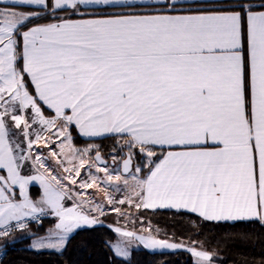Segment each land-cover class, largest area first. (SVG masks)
Returning <instances> with one entry per match:
<instances>
[{
	"label": "snow or ice",
	"instance_id": "6c2138e0",
	"mask_svg": "<svg viewBox=\"0 0 264 264\" xmlns=\"http://www.w3.org/2000/svg\"><path fill=\"white\" fill-rule=\"evenodd\" d=\"M72 126L85 137L116 138L128 149L124 173L137 152L148 162L143 178L141 167L130 182L105 166L96 168L102 181L90 174L91 183L79 185L96 186L108 204L264 225V3L0 0V247L15 242V229L28 230L27 218L56 219L32 240L37 251H62L77 230L103 223L93 215L105 214L101 203L85 211L92 201L81 198L66 207L71 189L32 152L52 135L63 137L79 159L64 169L75 185L73 171L79 177L85 165L103 161L96 145L71 148ZM29 161L38 174H25ZM34 181L43 188L39 200L28 193ZM120 182L130 194L118 201L100 188L120 191ZM113 231L121 238L109 244L117 256L128 258L138 242L162 254L185 248L195 264H214L215 252L159 238L161 229L151 225L141 229L147 235Z\"/></svg>",
	"mask_w": 264,
	"mask_h": 264
},
{
	"label": "trees",
	"instance_id": "16d2710c",
	"mask_svg": "<svg viewBox=\"0 0 264 264\" xmlns=\"http://www.w3.org/2000/svg\"><path fill=\"white\" fill-rule=\"evenodd\" d=\"M261 3L254 2V5L258 8ZM70 132L78 145L99 143L102 146L99 150L108 155L114 150L118 154L122 151L114 137L84 140L74 130ZM30 193L33 198H39L41 188L31 185ZM137 215L143 223L161 229V238L189 245L195 241L196 247L215 252L214 264H264V225L257 221H203L193 213L166 209H140ZM47 221L37 226L38 233L49 228ZM115 240L117 234L106 223L77 230L66 248L59 252L47 249L37 251L29 247L30 239L27 237L6 247L0 264H195L194 257L185 249L162 254L140 247L132 250L130 258L123 259L109 247Z\"/></svg>",
	"mask_w": 264,
	"mask_h": 264
},
{
	"label": "rangeland",
	"instance_id": "374dc122",
	"mask_svg": "<svg viewBox=\"0 0 264 264\" xmlns=\"http://www.w3.org/2000/svg\"><path fill=\"white\" fill-rule=\"evenodd\" d=\"M35 127H38V126H34V128ZM13 131H15V130L13 129ZM52 132L55 133L56 129H53ZM69 132H70V129H69ZM70 134H71V132H70ZM44 135L48 136V133H44ZM71 137H72V135H71ZM51 141L52 142H50L47 147H45L43 143H41L39 146L34 145L33 149H32L33 155L34 156L40 155L41 159L44 160L45 166L48 169V171L52 175L56 176L58 179H61L62 182L65 185H67L68 188L71 189V192L69 194L76 200L77 203L79 202V200L81 198L92 201V205H88L85 207L86 211H88L89 207L94 206V204L101 203L104 205L105 214L101 216L98 212L93 213V215H95L100 221L110 225L111 228H113V229L116 227H120V228L127 230V231H134L137 234L147 235L146 232L142 233L141 229H146L149 227V225L143 223V221H141V219L138 218V215H137L138 210H136L134 207H131L128 204H124V205L108 204L105 193L103 191L98 190V188L96 186H93L92 188H88V189H82L79 187V185L84 181L91 183V181L89 180L90 174L100 177V179L102 181L103 177H104V173H102V172L97 173L96 168L97 167H105V166H100L97 163H95V166H93L91 169H89L88 165H85L84 168L80 169L81 174L79 177H76L75 172L73 171L71 173V175L74 179H76L77 183L75 185H72L69 180L64 179V177L69 175V173L65 172L64 169L65 168L74 169V166L78 167L79 159L78 158L77 159L72 158L71 153H70V148L67 144V141H65L63 137H58L56 135H52ZM61 143L65 144L64 153H61V149H60ZM89 145H96L99 148L102 147L99 143H86L83 145H78L75 143V141L72 137L71 148H75L77 150L83 151V149L87 148ZM52 151H55L57 153V155L55 157H52L50 155V153ZM95 151H96V149L94 148L86 157L87 159H89V163L93 162ZM105 155L108 156V154H105ZM123 155H124V152L121 151L120 154H118V157L115 156L116 157L115 163L110 164L109 166H106L108 168L109 172L112 173L113 175L121 174L125 178H128L131 182V175L136 174L135 173L136 167H141L142 172L139 174H136V175H138L142 178L144 169L146 167H148L147 160L145 158H142L140 154L136 153L134 155L135 167H134L133 171L127 175H124L121 173V170H120V162L122 160L121 158ZM112 160H113V158H112ZM37 168H38V166H37ZM26 170L37 172L36 168L32 167L30 161L28 162V164L25 168V171ZM40 171L43 172V169H40ZM40 188H41V190L43 189L42 187H40ZM100 188H106L108 194L111 195L113 197V199L116 201H118L120 199H124L126 195L130 194V189L125 188V186L123 185L122 182H120V184H119L120 191H116L114 186L106 185L104 183H100ZM77 193H80V196H77L76 195ZM65 199L68 200L67 197ZM114 207L121 208V211L124 214L120 215V214L116 213L113 210ZM54 220H55V218L50 219L46 223L49 227H51L50 229H52L54 227V224L52 222L56 223V220L55 221ZM159 238H161V237H159ZM120 240H121V238L117 234V240H115L111 244H115V243L119 242ZM185 245L192 246L189 244H185ZM140 247H143V246L139 245L138 242H132V244L130 245V249H129L130 255H131V252L133 249H137ZM181 249H185V248H181ZM130 255L128 258H130ZM119 257H121V256H119ZM121 258L128 259V258H124V257H121ZM194 261H195V258H194Z\"/></svg>",
	"mask_w": 264,
	"mask_h": 264
},
{
	"label": "crops",
	"instance_id": "0c3cea01",
	"mask_svg": "<svg viewBox=\"0 0 264 264\" xmlns=\"http://www.w3.org/2000/svg\"><path fill=\"white\" fill-rule=\"evenodd\" d=\"M216 2H218V0H185V3L186 4H192L193 6H195L196 4H201V3H209V4H211V3H216ZM253 2H263L264 3V0H253ZM42 22H46V21H42ZM74 130V132L81 138V139H84V140H98V139H102V138H105V137H113V136H111V135H105V136H100V137H85V136H82L80 133H79V131H78V129H76L75 128V126H72L71 128H70V130ZM25 171V170H24ZM25 174H30V175H36V174H38L37 172H34V171H25ZM147 175V172H146V174L145 175H142V178L143 177H145ZM31 185H38L39 187H41L40 186V184H39V182L38 181H34L32 184H30L29 185V187H28V193H29V196L33 199V200H39L40 199V197L43 195V189L41 190V192H42V194L40 195V197L39 198H33L32 196H31V193H30V187H31ZM16 193H17V195H18V193H19V189H18V187L16 188ZM77 203L76 202V200L72 197V199H65V206L66 207H72L73 206V203ZM166 210H175V209H166ZM86 211V210H85ZM181 211H183V210H181ZM53 218H55L54 216H52V215H48V217L45 219V221L46 220H50V219H53ZM56 220V219H55ZM54 220V221H55ZM52 222V221H51ZM53 224H55L54 222H53ZM102 224V223H101ZM98 225V224H97ZM37 226H31V227H29L28 228V230H26V231H24V232H17V233H14V234H12V237H14L15 238V242L16 241H18V240H20V239H23V238H29L30 239V243H29V247H30V244H31V242H32V240L33 239H36V238H38V237H43V236H46L47 234H48V230L51 228V227H49L46 231H44V232H42V233H38L37 232ZM14 242V243H15ZM0 244H3V241H0ZM11 244H13V243H10V244H8L7 246H9V245H11ZM6 246V247H7ZM6 247H0V253L1 252H4L5 251V249H6ZM43 250H45V249H43ZM47 250H53V249H47ZM56 251V250H55Z\"/></svg>",
	"mask_w": 264,
	"mask_h": 264
},
{
	"label": "water",
	"instance_id": "95a60500",
	"mask_svg": "<svg viewBox=\"0 0 264 264\" xmlns=\"http://www.w3.org/2000/svg\"><path fill=\"white\" fill-rule=\"evenodd\" d=\"M100 153H101V157H102V161H103V162H102V163H101V162H96L98 165H100V166H108L109 164H114V163H115L114 160H111V161L108 160V159L105 157V155L103 154L102 151H100ZM127 153H128V151L125 152V157L121 160V164H120L121 173L124 174V175L129 174V173H124V172H123V160L127 158ZM94 158H95V154H94ZM134 167H135V159H134V157H133V159H132V164H131V172L133 171Z\"/></svg>",
	"mask_w": 264,
	"mask_h": 264
},
{
	"label": "built area",
	"instance_id": "2783aa9c",
	"mask_svg": "<svg viewBox=\"0 0 264 264\" xmlns=\"http://www.w3.org/2000/svg\"><path fill=\"white\" fill-rule=\"evenodd\" d=\"M48 215L41 216L39 221L32 220L31 218H27V223H28L29 227L41 226L44 223L45 219L48 217ZM12 227L15 228V222L12 223ZM17 232H20V230L15 229L12 234L17 233ZM3 257H4V252H1L0 253V262L2 261Z\"/></svg>",
	"mask_w": 264,
	"mask_h": 264
},
{
	"label": "flooded vegetation",
	"instance_id": "af4514ba",
	"mask_svg": "<svg viewBox=\"0 0 264 264\" xmlns=\"http://www.w3.org/2000/svg\"><path fill=\"white\" fill-rule=\"evenodd\" d=\"M126 151H128V149L127 148H124L123 150H122V152H124V155H125V152ZM104 154V153H103ZM105 155V154H104ZM122 156V158L121 159H123L125 156ZM113 156H117L118 157V151L117 150H114V151H112V153L110 154V156L108 155H105V157L108 159V160H112V158H113ZM135 159V158H134ZM120 164H121V162H120ZM110 165V164H109ZM108 165V166H109ZM121 170V169H120Z\"/></svg>",
	"mask_w": 264,
	"mask_h": 264
}]
</instances>
